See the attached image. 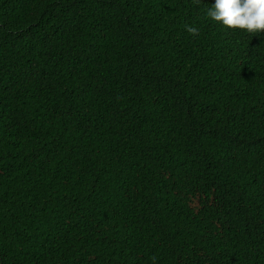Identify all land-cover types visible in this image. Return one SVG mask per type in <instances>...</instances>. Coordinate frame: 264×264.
I'll return each mask as SVG.
<instances>
[{
    "label": "trees",
    "instance_id": "obj_1",
    "mask_svg": "<svg viewBox=\"0 0 264 264\" xmlns=\"http://www.w3.org/2000/svg\"><path fill=\"white\" fill-rule=\"evenodd\" d=\"M213 3L0 0V264H264V31Z\"/></svg>",
    "mask_w": 264,
    "mask_h": 264
},
{
    "label": "clouds",
    "instance_id": "obj_2",
    "mask_svg": "<svg viewBox=\"0 0 264 264\" xmlns=\"http://www.w3.org/2000/svg\"><path fill=\"white\" fill-rule=\"evenodd\" d=\"M194 2L199 4L201 0ZM207 17L223 28L257 34L264 31V0H214ZM187 31L193 35L198 33L190 26Z\"/></svg>",
    "mask_w": 264,
    "mask_h": 264
}]
</instances>
